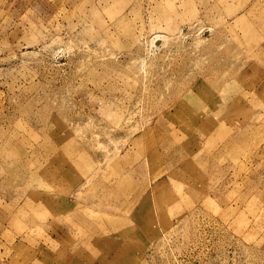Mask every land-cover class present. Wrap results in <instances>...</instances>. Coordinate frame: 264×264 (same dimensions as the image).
Returning <instances> with one entry per match:
<instances>
[{
	"label": "rangeland",
	"instance_id": "1",
	"mask_svg": "<svg viewBox=\"0 0 264 264\" xmlns=\"http://www.w3.org/2000/svg\"><path fill=\"white\" fill-rule=\"evenodd\" d=\"M0 264H264V0H0Z\"/></svg>",
	"mask_w": 264,
	"mask_h": 264
}]
</instances>
